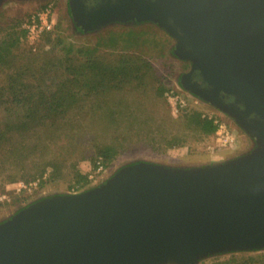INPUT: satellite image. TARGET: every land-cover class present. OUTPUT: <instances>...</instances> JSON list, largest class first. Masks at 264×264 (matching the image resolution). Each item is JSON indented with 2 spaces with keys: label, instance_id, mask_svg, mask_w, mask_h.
Listing matches in <instances>:
<instances>
[{
  "label": "water",
  "instance_id": "95a60500",
  "mask_svg": "<svg viewBox=\"0 0 264 264\" xmlns=\"http://www.w3.org/2000/svg\"><path fill=\"white\" fill-rule=\"evenodd\" d=\"M75 1L86 19L137 3L161 11L195 61L189 79L264 128V0ZM211 167L143 162L41 205L0 227V264H195L204 250L264 247V162Z\"/></svg>",
  "mask_w": 264,
  "mask_h": 264
},
{
  "label": "trees",
  "instance_id": "16d2710c",
  "mask_svg": "<svg viewBox=\"0 0 264 264\" xmlns=\"http://www.w3.org/2000/svg\"><path fill=\"white\" fill-rule=\"evenodd\" d=\"M21 22L0 25V174L25 182L67 174L87 180L79 166L86 153L108 166L139 144L167 150L219 129L220 122L199 108L171 113L169 87L137 51L147 31L98 33L79 44L59 25L43 36L53 48L46 50L41 40L35 51ZM263 256L233 254L210 264H250Z\"/></svg>",
  "mask_w": 264,
  "mask_h": 264
},
{
  "label": "rangeland",
  "instance_id": "374dc122",
  "mask_svg": "<svg viewBox=\"0 0 264 264\" xmlns=\"http://www.w3.org/2000/svg\"><path fill=\"white\" fill-rule=\"evenodd\" d=\"M54 2L57 24L65 27L66 34L77 43H89L96 40L97 34L109 36L113 31H125L130 28L147 31L149 39L145 47H138L154 63L169 90L166 92L167 105L173 115H178L186 107H196L215 117L220 122L219 129L212 136L197 143L183 146H170L167 150L152 149L139 144L131 147L110 165L95 163L92 152L81 157L79 166L88 175L87 180H78L67 174L61 178H45L25 182L17 178H8L0 174V227L6 226L41 205L59 202L70 196L88 195L110 185L125 175L131 168L143 162L154 168H200L206 166L226 168L232 164L264 162V128L238 111L217 103L195 84L189 75L194 71L195 61L184 50L180 38L167 26L161 11L145 12L137 3L126 9L113 7L95 15L86 17L85 10L75 0H0V25H14L24 20L41 7ZM91 9V8H89ZM22 23V22H21ZM49 33V32H48ZM46 35V34H45ZM165 48L162 49V42ZM26 44H28L26 42ZM46 50L53 48L52 43L42 39ZM24 48H26L24 46ZM58 52L59 49H56ZM36 51V50H35ZM133 106H137V103ZM86 156H89L86 158ZM97 164V165H96ZM102 166V167H101ZM211 167V168H212ZM17 194L20 200H15ZM18 197V198H19ZM195 264H210L225 260L233 254L240 257L264 255V247L235 248L234 250H204ZM264 256L250 264H263ZM158 264H178L164 260Z\"/></svg>",
  "mask_w": 264,
  "mask_h": 264
},
{
  "label": "built area",
  "instance_id": "2783aa9c",
  "mask_svg": "<svg viewBox=\"0 0 264 264\" xmlns=\"http://www.w3.org/2000/svg\"><path fill=\"white\" fill-rule=\"evenodd\" d=\"M55 10H57L55 3L50 2L23 20L21 27L25 32L24 39L33 50L38 49L39 43L47 32L55 29L57 24Z\"/></svg>",
  "mask_w": 264,
  "mask_h": 264
},
{
  "label": "flooded vegetation",
  "instance_id": "af4514ba",
  "mask_svg": "<svg viewBox=\"0 0 264 264\" xmlns=\"http://www.w3.org/2000/svg\"><path fill=\"white\" fill-rule=\"evenodd\" d=\"M88 4H90V5H95V4H97V2L95 1V0H93V1H89V2H87ZM93 3V4H92Z\"/></svg>",
  "mask_w": 264,
  "mask_h": 264
}]
</instances>
